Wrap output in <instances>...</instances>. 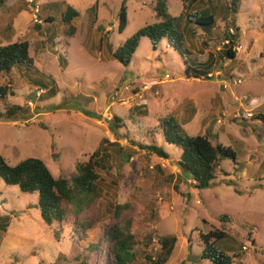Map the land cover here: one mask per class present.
<instances>
[{"label":"rangeland","instance_id":"374dc122","mask_svg":"<svg viewBox=\"0 0 264 264\" xmlns=\"http://www.w3.org/2000/svg\"><path fill=\"white\" fill-rule=\"evenodd\" d=\"M35 1L38 11L27 0H0V45L26 40L33 58V67L0 74V84L9 86L0 113L21 107L0 116V155L10 165L39 158L54 177L74 174L104 139L118 142L123 158L109 160L113 169L100 172L106 191L84 213L57 225V237L40 218L37 193L0 179V264H105L103 231L114 221L105 208L125 202L132 209L122 216L132 217L136 240L132 264H148L146 253L154 257L157 237L165 234H175L176 242L164 264H211L201 258L200 240L188 242L193 228L225 232L216 245L237 254L232 264H264V121L252 118L264 115V0H238L234 58L222 54L229 1L200 0L187 7L185 19L206 8L215 18L210 33L185 22L181 52L166 38L152 43L140 37L127 65L111 53L155 21L152 0L126 2L122 32L121 0ZM165 1L170 14L183 10L180 0ZM67 4L79 11L74 36L63 33L60 20ZM48 16L53 20L46 22ZM190 64L212 75L188 77ZM169 116L186 134L231 147L236 163L222 158L210 185L194 188L175 164L180 149L164 141L159 127ZM153 140L168 158L138 146ZM81 221L86 226L78 234Z\"/></svg>","mask_w":264,"mask_h":264},{"label":"trees","instance_id":"16d2710c","mask_svg":"<svg viewBox=\"0 0 264 264\" xmlns=\"http://www.w3.org/2000/svg\"><path fill=\"white\" fill-rule=\"evenodd\" d=\"M127 1L121 0L118 14L119 32H122L126 26ZM180 1L183 10L179 15L174 16L168 11L165 0H152L150 7L155 21L152 24L143 26L126 38L112 51L113 59L123 65H127L138 46L140 37L143 36L149 38L152 43L166 38L170 46L181 52L185 48L184 32L186 30L185 22L187 21L201 26V31L204 33H210V30L215 25V18L206 8L192 13L191 16L193 18L186 17L185 19L187 7L200 0ZM228 1L230 5L228 9L231 12L232 20H228L226 25L228 30L223 34L225 43H223L222 54L227 58H234L236 50L232 49V46L239 31L235 24L238 0ZM56 4L57 2L53 3V5ZM94 7L93 9H95ZM78 15L79 12L69 4L61 12L60 20L63 25V33L66 36H74L76 34L77 28L73 25L72 20ZM52 20L48 16L46 22ZM35 25L37 26V24ZM191 33H194V31ZM32 65L33 58L29 54V43L26 40L0 45V74L9 73L13 68L28 69L33 67ZM208 66H211V64L208 63ZM185 73L188 77L198 78L203 75L207 77L209 71L190 64L187 65ZM42 85L47 87L45 86L46 84ZM8 94L9 86L0 84V102ZM49 94H55L53 86L49 88ZM20 109V106L12 105L7 107L3 114L0 113V116L9 118ZM252 118L264 121V115L262 114H256ZM113 119L117 122L120 121L119 117L116 116ZM159 127L161 128L164 141L180 149L179 158L175 161V164L187 178L191 179L192 186L196 189H204L210 185V182L221 169L220 161L222 158H229L233 163H236V154L231 147L221 143H213L206 136H190L186 134L171 116L161 119ZM138 146L146 150L149 155L168 158L167 152L156 145L154 140L148 144H138ZM120 156L123 158V148H121L120 144L118 142L109 143L104 139L99 142L87 161L77 165V170L74 174L54 177L47 165L39 158L27 157L14 165H10L0 155V179L6 185H16L21 192L37 193V206L40 218L48 228L53 229V235L57 237V225L65 222L68 215L76 216L84 213L106 191L105 186L102 184L103 177L100 172L112 170L113 166L109 160L114 157L120 161ZM124 156L125 160H128L130 155L128 153ZM175 191L182 196H187V193L182 192L178 187H175ZM130 209H132V206L128 202L121 204L108 203L105 208V212L114 219L113 222L105 225L103 231L102 240L107 246L105 264H132L136 260L134 251L136 240L131 231L132 217L129 215L122 216L123 213L130 211ZM219 219L224 221L226 216L220 215ZM76 226L78 234L79 229L84 233L82 228L86 226L84 221L78 222ZM225 234L222 230L214 229L203 233L198 228H193L189 231L187 240L189 243L196 239L200 240L203 244L201 258L209 260L211 264H232L233 258L237 254L231 256L216 245V241L223 238ZM248 235L250 240L254 242L253 238H251V232ZM175 242V234L158 236L157 244L159 248L155 256L152 257L147 253L145 255L148 264H164L169 259ZM142 264L144 263L142 262Z\"/></svg>","mask_w":264,"mask_h":264},{"label":"built area","instance_id":"2783aa9c","mask_svg":"<svg viewBox=\"0 0 264 264\" xmlns=\"http://www.w3.org/2000/svg\"><path fill=\"white\" fill-rule=\"evenodd\" d=\"M27 3L30 4L32 7L36 8V11H38L39 5L37 4V2L35 0H27ZM36 21V19H35ZM211 73H208L207 76H211Z\"/></svg>","mask_w":264,"mask_h":264},{"label":"crops","instance_id":"0c3cea01","mask_svg":"<svg viewBox=\"0 0 264 264\" xmlns=\"http://www.w3.org/2000/svg\"><path fill=\"white\" fill-rule=\"evenodd\" d=\"M78 12H79V11H78ZM186 178H187V176H186ZM187 180H189V178H187ZM190 180H191V179H190ZM5 226H6V225H5ZM7 227H8V226H7ZM7 227H6V228H7Z\"/></svg>","mask_w":264,"mask_h":264}]
</instances>
